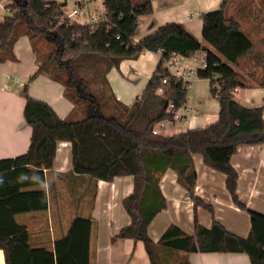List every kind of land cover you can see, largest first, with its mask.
<instances>
[{
    "label": "trees",
    "instance_id": "trees-1",
    "mask_svg": "<svg viewBox=\"0 0 264 264\" xmlns=\"http://www.w3.org/2000/svg\"><path fill=\"white\" fill-rule=\"evenodd\" d=\"M6 1L9 15L0 23V64L17 60V39L32 31L54 43L56 49L47 61L40 59V67L30 81L46 73L64 84L65 96L75 107L79 100L88 101V115L72 121L61 118L46 101L30 96L25 84L24 115L33 129L31 143L26 153L0 159V248L6 264H91L94 221L90 216L76 215L53 249L33 245L28 226L17 219L20 214L48 209L47 174L53 171L62 140L72 142L74 174L88 175L96 184L118 176L134 177V191L124 199L132 222L114 239L143 241L151 264H169L171 255L178 252L246 253L252 264H264V232L261 237L254 232L243 237L219 221L207 228L196 219L192 234L174 224L157 243L148 234L150 222L167 205L159 182L169 168L178 173V181L187 188L195 207L203 205L213 212L195 195L194 155L226 174L233 200L244 207L237 195L238 172L229 161L210 153L212 148L236 151L241 145L264 144V107L246 106L234 93L236 88L264 85V37L255 42L230 14L233 0H223L220 8L203 14V41L180 23L167 24L137 41L140 17L153 12L151 0H104L106 18L85 24L64 19V4L56 0ZM23 23L26 28L19 33ZM30 39L41 58L35 41ZM159 49H163L160 64L144 93L130 105L118 101L107 81L108 71L123 59ZM200 51L206 52L208 65L198 69V77L211 80L212 94L220 104L218 120L174 135L155 134L156 125L164 119L173 120L174 113L187 102L182 80L171 77L163 83L162 77L169 74L165 60L172 55L189 58ZM61 72L66 73L65 79L59 76ZM101 82L113 97L115 110L110 115L99 109ZM18 177L11 186L9 183ZM162 250L171 255L165 256Z\"/></svg>",
    "mask_w": 264,
    "mask_h": 264
},
{
    "label": "crops",
    "instance_id": "crops-1",
    "mask_svg": "<svg viewBox=\"0 0 264 264\" xmlns=\"http://www.w3.org/2000/svg\"><path fill=\"white\" fill-rule=\"evenodd\" d=\"M151 1L153 12L140 17L137 41L170 23L182 24L203 41V14L220 8L223 3V0ZM6 3V0H0V23L9 15ZM229 12L255 42L264 37V0H233ZM14 51L16 61L7 60L0 64V159L16 157L29 149L33 129L24 115L27 101L23 93L25 84L30 96L46 101L61 118H69L76 111L73 101L65 96L62 82L46 73L30 81L40 67V60L28 35L17 39ZM161 58L159 51L146 50L112 67L106 78L114 97L126 105L134 103L146 90ZM178 59L185 69L199 67L196 60L180 56ZM235 98L246 106L264 107V85L238 88ZM190 102L199 112L185 114L186 118L179 120L181 128L176 133L162 134L174 135L204 128L218 120L220 104L212 94L210 79L197 81ZM171 122L175 126L178 121ZM166 129L164 127L163 130ZM210 153L216 159L229 161L238 172L237 195L244 207L233 200L226 185V174L208 166L201 156L194 155L195 195L211 206L213 212L203 205L196 208L187 188L178 181V173L169 168L159 182L167 205L148 226V234L155 243L173 224L189 234L194 233L196 219L207 228H211L215 220L219 221L243 237L251 232L258 237L263 235L264 144L241 145L236 151L212 148ZM72 158V142L59 141L53 171L47 174L48 209L17 216L20 223L28 226L31 243L53 249L56 239L67 234L76 215L90 216L94 221L90 237L91 264H151L143 241L114 239L123 227L132 222L124 199L134 191V177L118 176L112 181L99 180L96 184L88 175L73 173ZM17 179L19 177L9 184L12 186ZM162 251L165 256L171 255L168 250ZM171 256L173 260L169 264H252L246 253L178 252ZM0 264H6L1 248Z\"/></svg>",
    "mask_w": 264,
    "mask_h": 264
},
{
    "label": "built area",
    "instance_id": "built-area-1",
    "mask_svg": "<svg viewBox=\"0 0 264 264\" xmlns=\"http://www.w3.org/2000/svg\"><path fill=\"white\" fill-rule=\"evenodd\" d=\"M58 3L64 4V19H68L69 22L78 21V16L86 15V5L91 3L95 0H56ZM104 3V0H103ZM70 4L74 5V8L68 12L65 10L66 6ZM92 20V23H98L103 21L107 16V11L104 7V12L95 13V12H88L87 13ZM81 23V22H80ZM84 22L82 24H85ZM160 54H163V49L158 50ZM178 55H172L170 58L166 59L164 62V67L168 70L169 74L162 77L163 83H167L171 77H175L177 80H182L184 88L187 90V102L186 104L181 107V109L174 113L173 120H161L156 127L154 128V133L159 134L161 133V129L165 127V124L168 121H179L186 118L185 114H190L191 112H199V110L194 109L193 105L190 102V96L192 91L195 88L196 82L200 79L198 77V69L206 68L208 63L206 60V52L200 51L196 53L194 56L189 57V59L196 60L199 63V67L196 69H185L179 62ZM181 57V56H180ZM185 58V57H183ZM220 87L219 84H216V88ZM238 88L234 90L236 94ZM160 91H162L160 89ZM217 98V95L214 96ZM171 112V107L168 110Z\"/></svg>",
    "mask_w": 264,
    "mask_h": 264
},
{
    "label": "rangeland",
    "instance_id": "rangeland-1",
    "mask_svg": "<svg viewBox=\"0 0 264 264\" xmlns=\"http://www.w3.org/2000/svg\"><path fill=\"white\" fill-rule=\"evenodd\" d=\"M73 8H74V5L70 4L69 6L65 7V10L70 12ZM88 12H95V13L104 12L103 0H95V1H93L91 3H88L86 5V15L85 16H83V15L78 16L79 22H81V23H84V22L92 23V20H90V17L87 14ZM23 28H26L25 23H23L22 26H20L18 32L20 33V29H23ZM21 36L22 35H20V37ZM29 36L33 38V40L35 41L36 46L38 47V50H39L40 56H41V58H39V60L43 59L44 61H47L49 55L53 52V50L56 49V45L54 43H52V42H46L43 39L42 36L32 32V31L30 32ZM43 48H45V52L42 51ZM59 76L64 78V79L67 77L65 72L59 73ZM199 82H201V81H199ZM196 84H197V82H196ZM196 84H195V87H196ZM100 85H101L103 94L101 95V97L97 95L98 99L100 100V103H101L99 105V109L104 111L106 114L110 115L115 110V107H113V105H114L113 97L110 95V89L107 88L106 83L101 82ZM70 93L72 95H74V92H70ZM87 105H88V101L87 100H79V103H77L76 111L68 119H70L72 121H76V120H81L84 117H86L88 115ZM180 122L181 121H178L176 123V125L174 126L173 122L168 121L165 124V127L167 129L163 130L164 129L163 128V129H161V132H164V133H167V134L176 133L181 128L180 127V124H181ZM170 127H173V128L171 129Z\"/></svg>",
    "mask_w": 264,
    "mask_h": 264
}]
</instances>
